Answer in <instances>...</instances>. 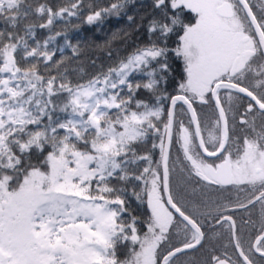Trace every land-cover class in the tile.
<instances>
[{
    "label": "snow or ice",
    "instance_id": "obj_1",
    "mask_svg": "<svg viewBox=\"0 0 264 264\" xmlns=\"http://www.w3.org/2000/svg\"><path fill=\"white\" fill-rule=\"evenodd\" d=\"M0 264H264V0H0Z\"/></svg>",
    "mask_w": 264,
    "mask_h": 264
}]
</instances>
